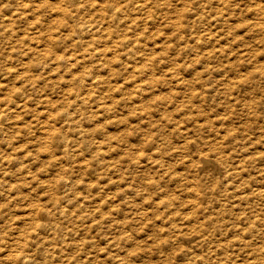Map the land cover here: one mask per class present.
<instances>
[{"label":"rangeland","instance_id":"1","mask_svg":"<svg viewBox=\"0 0 264 264\" xmlns=\"http://www.w3.org/2000/svg\"><path fill=\"white\" fill-rule=\"evenodd\" d=\"M20 1L21 0H19V2H16L20 4L22 2H28L27 4H29L30 7L34 8V10H38L35 11V13L33 12L34 14L32 15L27 14V18H18L17 16H15L16 13H12L10 9H8V6H13V2L15 5V0H0V6L2 9H4L2 10V16H0V40H2L0 41V83L5 84V86H0V91L2 90V92H0V107L2 105L6 107L8 104L10 106L6 108V110L9 112V118L5 120L6 122L4 121L5 124L4 122L0 124V126L2 127H0V130L3 129L2 131H0V176L2 178L5 177L4 179L6 181L3 183L0 182V206L1 202L2 205H5L7 203L5 207L1 206L2 209L0 207V248L3 247L2 249H0V264H70L76 255V253L73 251L74 249H72V242L77 241L80 238H84V234L88 230L85 228H88L89 224L92 223V221H89L91 218L89 217L88 212L91 211L92 213L93 209H95L93 207L95 206L93 205L95 203L92 202V200L93 196H98L93 192H96L97 190L102 188H94L92 186L93 182L95 183L98 179V172L101 171L100 179L106 180L105 177L103 178V176L105 175V171L102 170V165L107 163V160L111 161L113 157L115 159L114 161H116L117 157L120 156V154L122 155L123 153H133V151L141 152L143 154L142 157H144L145 155L147 157L153 155L155 160V167L150 172L148 170V172H146L147 167L142 166V169L139 167L136 170H130L129 172L126 170L113 171V175H115L116 173L120 175V185L125 184L124 182L127 183L130 177L136 173L139 175L140 179H143V183L141 184V186L145 184V188L143 186H140L141 190L144 192L142 195H140L141 197L136 196L134 200L133 198H129L130 202L122 201L121 209L123 210L118 211V213H114V216H116V218H123V220L125 218L124 214L129 215L127 219H129V222H131L128 223L127 219H125L127 221L125 225L127 228L123 224L121 225V227L115 225L116 228L118 226L117 229L115 228V232L119 235H123L125 234V230H127L126 234L130 236L132 235L131 237L133 241L132 243L130 242L128 244L123 242L122 244H126L125 248H128V251H119L120 255L116 254L114 256V259L112 258V260H115V262H111L112 260L110 258L104 264H264V72H254L259 70L257 67L258 65L264 67V65H260L264 64V53H261L264 45L262 42L259 43V41H254L252 37L250 38V41L248 40L249 42L245 41L247 37L242 38V40L237 37V33H239V36L241 34L240 37H243V33L246 34L251 32L250 27L252 24L253 14H251L250 12H246V9L250 5H243L244 8L242 10L241 16H239L235 21L236 25L233 24L235 25L233 29H236H234L236 34H234V31H232L231 35L229 34L227 37L228 40L230 39L228 41L229 43L226 42V39L224 41H221L225 45V47L226 45H228V49L226 50L228 51V55H230V57L233 55L234 57L236 56L239 59L240 56H238L237 54L239 53V51L236 49V47L240 49V45H243L244 43L246 45L248 44L247 46L251 50V55H253V58L250 57L251 55L249 56V58L248 56H244L246 59L240 57L239 60L234 61L235 66L227 68L230 71V73H228L226 77L227 79L232 74L237 75L238 73H240L243 74V76L249 73L253 74L252 79L247 80L248 88H246L242 93L244 97H247V99H252V101L247 103L240 102L239 104L244 103L245 105L242 106L239 104H230L226 102L231 99L233 95L229 94L225 96L224 93L221 92L222 85L219 84V78L223 77L224 72H221L223 71V69H221L220 71V68L224 65L223 63L212 62V66L216 65V68H218V71H220L212 72L206 68L208 64H205L203 66L202 62H199V65V63L195 61V64L192 63L194 65L193 68V65L191 64V62H189V56L187 51H185L186 47H184V31H182L183 29L180 30L179 27L177 28L179 22H177L176 20L179 16V13H177V9H180V11L183 9L182 11H184L187 6V3L185 2L186 0H181V2L179 0H170L172 1L171 3H169L171 9L170 11H168V14L170 15H165L168 18L163 17V15H160L159 17L156 16V18L152 20L150 18L151 24L149 23L147 12L144 13L142 12V10H139L136 11L137 13L135 14V10L132 9V5H125L128 0L119 1L120 6L123 4V8H116L115 6H112L110 4L111 2L108 0H95L94 3H92L94 0H92V2L88 0L90 4L89 2L87 3V0H79V2L83 4L85 9L84 7H82V5L77 9V11L74 9L71 10L70 6L69 8L73 15L80 14L84 15L85 17L88 16L87 18L90 17L91 19L89 24L91 23V25L89 27H92L93 29L91 28V30L87 31V28L86 32L84 33H82V29H76L77 31L75 32V34H72L71 37L67 35L68 32H70L68 25H76L75 21L67 18V15L65 16L66 13L63 14L64 11L62 12L60 8H54V10H52V7L56 5L57 1L59 0H54L56 3L53 0H51V3L50 0H44L45 2L43 0ZM34 2L36 3V5ZM41 2L42 4H39ZM52 2L54 3V5ZM105 2L107 3L105 4ZM11 3L12 5H10ZM84 3H86L87 5H84ZM110 7L114 10H111ZM97 9L99 11H95ZM123 9L125 10V12L123 11ZM127 9L131 10L132 12L128 11ZM51 10L52 12L56 13L55 17H57V20L59 19L58 22L61 23H59L60 25L54 19V24L53 20L52 23L51 21L48 22ZM58 10L61 12H59ZM45 11L46 14H43ZM67 11L68 10L66 9V12ZM78 11H80L81 13ZM87 11H89V13ZM100 11H104L103 14L100 13ZM112 11H114L115 13ZM120 11H122V14ZM144 11L146 10L144 9ZM61 14H63L66 18L61 17L63 16ZM117 14L119 19L121 18L119 21L114 22L113 20H110V18L112 19L113 15V17H115ZM93 15L94 17H91ZM7 16H9V18ZM10 16L12 19L10 18ZM125 16H127L128 18ZM136 16H139V18H135ZM248 17H250L251 20ZM35 18L37 20H40L41 22L43 21L46 24L48 22V24L51 26L54 25L52 26V28L53 30H55L54 32L59 36L63 32V34L61 35L63 36V41H69L67 43L62 42V47L60 48V46H58V52H56L61 53L63 51L58 56L61 57L65 53L69 56L68 57L66 55L68 59L66 58L65 60V58H61L60 60L56 59L55 61H52L51 59H49L50 57L47 54L39 53L37 52L36 48H33L36 46V42H34L36 41V39H31V36L34 34L33 32L35 30H39V27L37 28L34 25L39 24L35 23L33 25V22H30V20L34 21ZM124 18L126 22L123 21ZM140 18L148 19L140 20ZM169 18L172 20L170 21ZM61 19L62 21H60ZM173 20L176 21L172 22ZM8 21H10L11 23H8ZM22 21H27V23H23ZM5 22H7L8 24ZM117 22L122 27L117 26ZM28 23L29 26H27ZM146 24L148 26H146ZM41 25L42 24L40 23V26ZM172 25H174L173 28ZM238 25L239 27H241L239 28ZM13 26L15 28L11 29ZM135 26H138L140 30L136 29ZM143 26H145L144 31L141 28ZM2 27H4L6 30ZM100 28L104 29L101 30ZM134 28L136 32L135 30H133ZM148 28L150 30H148ZM242 29H244L243 32L241 31ZM126 30L129 35L131 34L132 39L133 37L135 38L134 40H132L131 36H129L128 33L125 32ZM245 30L247 32H245ZM13 31L15 33H13ZM104 32H106V34ZM133 32H135L136 34ZM148 33L151 37L149 35L147 36ZM124 34H127V36L129 37L125 36ZM169 34L170 37L168 36ZM121 35H123L122 37H125L126 41L123 40L124 38H120ZM177 35L180 37H178ZM232 35L236 36V38L239 39L237 40L234 38L236 42L234 40H232V42L231 39H233L234 37ZM11 36L13 37L11 38ZM90 36L94 41L96 40V36H98L99 41L101 42H94L92 40H89ZM86 37H88L89 39H87ZM256 37L257 39H260L262 35L260 34ZM1 38L8 41L6 42ZM111 38L114 39V42L113 39L110 40ZM117 38H119V40L116 41ZM127 38L131 40L129 41ZM144 38H146V40ZM106 39L107 41L105 42ZM79 40L80 42H78ZM87 40L89 42L88 44H86ZM153 40H155V42ZM119 41L120 43L118 44ZM164 41L165 43H163ZM14 42L15 44H12ZM75 42L76 44L79 43L77 44L78 46L75 44ZM123 42H127V45ZM253 42L255 43V45ZM90 43H92L93 45ZM150 43L152 45L155 44L154 46L156 47L153 46V49ZM80 44L83 46H81ZM116 44L117 47H115ZM132 44L133 49L132 47H130ZM159 44L161 46H159ZM230 44L232 47L230 46ZM106 45H108V47H106ZM109 45L112 46H110L109 48ZM252 46H254L255 48ZM82 47L83 49L89 50L84 51ZM105 47L107 48V50ZM258 47H260L259 51L255 52L254 50H256ZM117 48L118 50H116ZM81 49L83 50V52L80 51ZM92 49H95V52H97L98 50V53L101 49L105 51L104 54L103 52H101V54L97 53L98 56L95 53L96 57L93 58L94 55H90L92 52H90V50ZM130 49L132 51H130ZM140 49H142L143 51ZM79 51L81 54L83 53L82 56L81 54H79ZM117 51L121 54L119 53L117 55ZM160 51L162 55L160 54ZM56 52L53 53L54 55H52V57L56 56ZM86 52H88L89 54ZM155 52L157 55L154 54ZM234 52L235 54H233ZM25 53L28 55L25 56ZM254 53L255 55L257 54L256 57H254ZM10 54L13 55V57ZM32 54L34 55V57ZM74 54H76V56ZM159 54L161 60L158 57ZM163 54H165L166 57ZM41 56L42 58H40ZM109 56L112 57V59ZM233 56L231 59L234 58ZM20 57H22V60L20 59ZM84 57L86 59L88 58V63H86L87 60ZM107 57L110 58V60ZM119 57L121 61L119 60ZM132 57H134V59ZM24 58L27 60V65L24 62ZM78 58H80L81 61ZM147 58L152 59L148 60ZM75 59L77 60V62H75ZM92 59H94V61ZM107 59L109 62L107 61ZM114 59H116V62ZM131 59L133 60V63ZM157 59L160 62H158ZM44 60H46V63L44 62ZM243 60L248 66L244 62H242ZM47 61L51 66L47 64ZM144 61L146 62V64ZM166 61L167 63H165ZM30 62H32V64ZM35 62L36 65L34 64ZM136 62L138 64H141V67ZM148 62H150V64ZM53 63H56L55 65H58L59 68L61 66V68H57L56 71L49 70L50 67H52ZM66 63H70V67H68ZM188 63L189 65H191L186 66V64ZM18 64H20V66L22 64V66L16 68ZM160 64H162L163 67L160 66ZM250 64L252 65L249 66ZM72 65L80 66L75 67ZM11 67L12 71H10ZM46 67L49 68L47 69ZM137 67L139 68V70L137 69ZM187 67H191L192 69L189 68L188 70ZM15 68L20 70L17 71L15 70ZM93 68L95 69V71H93ZM118 68L120 69L118 70ZM97 69H100V71H98ZM127 69L130 72H128ZM96 70L98 72H96ZM141 70L142 73H146L142 74ZM53 71L64 72L62 77H66L65 79L61 77V80L59 81L56 76L57 74L55 73H46L45 77L43 75L44 78L50 77V79H57L54 83L55 89L53 88L54 85H50V82L47 83L44 78H40L37 83L35 82L34 84L37 85L35 86L33 83L31 84V80L24 79L26 76L23 75L24 72H26L28 76H31L30 73L36 76L39 72ZM70 71L74 74V79L72 80L71 85L77 87V95L79 96L77 98L78 103L74 106V109L77 110L76 113H74L77 117L74 125L76 127L73 128V132H69L70 134L66 132V134L73 136V139L75 138L72 143L73 146H71L72 148L74 147V150L71 147H67L66 145L62 144V142L57 138V136L59 135L54 136V134L50 132V130H47L48 127L49 129H51L52 127H58L59 125H61L60 119H55L56 116H51V114L53 115L58 112L61 113L63 111H67L68 109V104L63 101L62 95L59 96V94L63 91V89L65 90L68 87H66V85L69 84L67 79L69 78V76H71V74L68 73ZM7 72H9L12 76H10L9 73V76H7ZM65 73H67L68 75ZM79 73L83 74L80 75ZM19 75L21 76V78L19 77ZM83 75H85L86 77H84ZM90 75L93 76L91 77ZM79 76L82 77L80 78ZM149 76H153L154 78H148ZM50 79L47 78V80ZM91 79H93L94 81H92ZM152 79L153 81L151 82ZM86 80H88L89 83ZM13 81L16 83H14ZM43 83L45 85L44 88L42 85H40ZM64 83L67 84L65 85ZM226 83H228L231 87L236 85V83L233 81H227ZM17 84L21 87L16 89V87H19ZM10 85L12 86L10 87ZM61 85L63 86L60 89ZM141 86L142 89H140ZM29 87L35 88L30 89ZM56 88H58V91L56 90ZM18 89H21V93L20 95L18 93L17 96L16 90ZM212 89H214L213 94L205 92ZM83 90L86 93L81 92ZM25 91H29L27 92L28 94ZM8 92L10 93V97L12 98L8 96ZM47 93H49L50 95H48ZM28 96H30V98ZM42 96H47L49 98V102L44 103V101L41 100L43 99ZM216 96L218 97V99L215 98ZM5 97L7 99H5ZM15 97H18L19 99ZM4 99L7 102L9 100L10 103L8 102L7 104ZM21 99H26L28 101L32 100V102L27 101V106H24V101H21ZM51 99L52 101H54V103H56V105H53V102L50 101ZM34 100L38 102L36 103ZM33 101L35 104L33 103ZM80 101H82L84 105ZM58 102H60L59 105L57 104ZM79 103L81 104L82 108H80L81 106H79ZM115 104L117 105L114 106ZM60 105L61 107H59ZM63 106L65 108L64 110L62 108ZM31 107L36 108L34 109L35 113L32 111L33 108ZM38 107L39 109L43 110L41 117H38L37 115L39 112ZM57 107L58 111H56ZM21 111L25 114V116L24 114L22 116V113H19ZM19 116L20 118H23L20 119ZM26 116L30 118L29 121L27 120L28 118ZM10 117H12V120ZM16 119L18 120L16 121ZM38 119H42L43 121L40 120L41 122H38ZM48 123L52 125L51 128ZM58 128H55V130ZM204 140H211L209 142H212L213 144L217 141L218 145H220L222 142L221 145L224 148V151L229 154L227 162L222 161V171H213L210 170V167H207L205 170L194 168L189 169L188 166L190 163L193 166L199 163L198 161L201 153H210L212 158H216L215 160H218V157L217 155H215L214 150L211 149L210 144L201 143ZM109 145H112L110 149ZM202 145L205 148H201ZM111 153L115 155H112ZM146 156L145 159H148ZM143 161L146 162L145 160ZM67 168L70 171H67ZM143 169L144 172H142ZM73 171L74 174H72ZM58 180L59 182L57 184ZM192 180H195L196 182L194 181L193 183L198 184L199 187L202 186V190L207 187L205 188L206 192H208L206 196H203L202 198L201 194L195 193L196 190H194L193 188H187V185L189 183V186L193 184ZM144 181L146 182L144 183ZM213 184L215 185V187L213 186ZM121 187H123V185ZM106 189L110 191L108 187ZM88 195L91 196L92 200H90L91 198ZM138 199L141 200V203ZM142 199H144V201H142ZM8 201H10V203ZM136 201L137 203L139 202L138 207ZM123 202L127 204V206ZM142 202H145L146 204H142ZM33 206L37 207L34 208ZM30 208H32L31 211ZM47 209L50 210L48 211ZM127 209L129 212L127 211ZM133 210L136 212L132 213ZM53 213L56 214V217L53 215ZM79 213H81L82 215H80ZM85 213H87L88 216ZM140 213L145 214V216ZM41 214L43 216H41ZM117 214L119 215L117 216ZM76 215L79 216L77 217ZM44 216L46 217L44 219H47L48 221L43 219ZM81 216H83V218H81ZM135 216L141 219L138 220ZM129 217H131L132 219ZM32 219L34 221L36 219V224ZM46 224H48L46 226L47 228L44 226ZM75 225H77V227H75ZM133 225L135 230L132 229ZM138 225L139 228L137 227ZM34 227L36 231H34ZM76 228H80V232L77 234L74 232ZM102 228L104 230L106 229L105 226H103ZM119 228H121V231ZM40 229L42 232H40ZM42 229H44V231ZM78 230L79 229H77V231ZM107 230H109L108 227ZM110 230L112 232L114 229L110 228ZM137 230H140V232H138ZM210 230H217L219 233L217 235H214ZM32 231L35 233L32 234ZM28 232L31 235L28 234ZM111 232L107 231L109 235H111ZM191 233L192 235L190 239L181 238L182 235ZM26 238L28 239V242ZM104 239L105 238L100 239L101 244L105 243L106 239ZM223 241L227 242L228 245L220 246ZM18 242L21 243L17 245ZM133 243H135V245H132ZM6 244L7 246L5 248L4 245ZM130 246L132 247L131 249H129ZM9 249H13L11 250L12 252L10 251L11 261H8L9 259H6V257L4 256V254L7 253ZM15 250H17V252H15ZM27 250L29 252H27ZM113 251L111 249V252ZM21 252L23 253V256L21 255ZM127 253H129L130 255ZM17 255H19L20 258ZM115 258L118 261L120 258L121 263L120 261L119 263H117V260ZM12 261L14 263H12Z\"/></svg>","mask_w":264,"mask_h":264},{"label":"bare ground","instance_id":"2","mask_svg":"<svg viewBox=\"0 0 264 264\" xmlns=\"http://www.w3.org/2000/svg\"><path fill=\"white\" fill-rule=\"evenodd\" d=\"M3 1H5V0H3ZM9 1V0H8ZM19 2V0H15V5H14V2H13V6H8V9H10V11L12 12V13H16V15L15 16H17L18 18H21V17H24V18H27V14H34L35 13V11H37V10H34V8H32V7H30L29 6V4H27L28 2H22V0L20 1V2H22L21 4L20 3H17V2ZM25 1V0H24ZM27 1V0H26ZM44 1V0H43ZM54 1V0H53ZM86 1V0H85ZM102 1H104V0H102ZM107 1V0H106ZM108 1H110L111 3V5L112 6H115L116 8L118 7H122L123 6V4L120 6V2L119 1H121V0H108ZM130 1V2H129ZM180 2H181V0H179ZM182 1H185V0H182ZM12 2V1H11ZM39 2V1H38ZM45 2V1H44ZM55 2V1H54ZM89 1L87 0V3H88ZM90 2H92V0H90ZM90 2H89V4H90ZM95 2V0L92 2V3H94ZM172 1H170V0H128L127 2H126V4L125 5H132V9L133 10H135V14L137 13L136 11H139V10H142V12H147L148 14H147V16H148V18H149V23H150V21L152 20V19H155L156 18V16H160V15H163V17H167V16H165V15H167L168 14V11H170V6H169V3H171ZM186 3H187V6H186V8L184 9V11H180V9H177V13H179V16H178V18L176 19L177 20V22H179V24L177 25V28L179 27L180 28V30L181 29H183L182 31H184V35H183V40H184V47H186V49H185V51H187V53H188V56H189V62H191V64L192 63H194L195 64V61L196 62H202L203 63V66L205 65V64H208L207 65V69L209 70V71H212V72H214V71H218L219 69L218 68H216V65L214 66H212V62H218V63H223L224 65H223V67H221L220 68V71H221V69H223V71H221V72H224L223 73V77H221V78H219V84H221L222 85V90H221V92L222 93H224V95L225 96H227V95H229V94H232L233 95V97L231 98V99H229L228 101H226V102H228V103H230V104H239L240 102H244V103H247V102H251L252 101V99H247V97H244L243 96V92L245 91V89L246 88H248V84H247V80H250V79H252V77H253V74L252 73H249V74H246L245 76H243V74H240V73H238L237 75H230L229 77H228V79L226 78L227 77V75H228V73H230V71L227 69V68H230V67H233V66H235V63H234V61L235 60H239L240 59V57H243V59L245 58L244 56H248V58H249V56L251 55V50L248 48V44L246 45L245 43L242 45L241 44V42H240V49H238V47H236V49L239 51V53H237L238 54V56H240L239 57V59L235 56H233L234 58L233 59H231L232 58V56L230 57V55H228V51L226 50V49H228L227 48V46L228 45H226V47H225V45L221 42L222 40L224 41L225 39L227 40L226 42H228L229 40L227 39V37H228V35L230 34L231 35V33H232V31H234V29H233V27H235V25H236V23H235V21L237 20V18L239 17V16H241V14H242V10H243V5H250L247 9H246V12L248 13V12H250L251 14H253L252 15V24H251V27H250V33H246V34H244L243 33V37H240L241 36V34H240V36H239V33H237L238 34V36L237 37H239L241 40H242V38H246L247 37V39H245V41H250V38L252 37V39L254 40V41H259V43L260 42H262L263 43V45H264V0H186L185 1ZM8 3V2H7ZM6 3V4H7ZM31 3H33V2H31ZM35 3V2H34ZM36 3H37V1H36ZM36 3H35V5H36ZM50 3H51V0H50ZM53 3V2H52ZM56 3V2H55ZM107 2H105V4H106ZM184 3V2H183ZM5 4V5H6ZM39 4H42V2L41 3H39ZM38 4V5H39ZM86 3H84V5H85ZM99 4V3H98ZM104 4V3H103ZM185 4V3H184ZM2 5V4H1ZM10 5H12V3L10 4ZM19 5V6H18ZM53 5H54V3H53ZM82 5V7H84L83 6V4L81 3V2H79V0H59V1H57V3H56V5H54L52 8V10H54V8L56 9H58V8H60L61 10H62V12H63V14L64 13H66L65 14V16L67 15V18H69V19H72V20H74L75 21V24L76 25H73L72 23V25L73 26H70V25H68V28H69V31L70 32H68V34L67 35H69L70 37L72 36V34H75V32L77 31L76 29H78V30H80V29H82V33H84V32H86V29L88 28V30L87 31H89V30H91V28L89 27L90 25H91V23L89 24V22H90V17L89 18H87V17H85L84 15H80V14H78V15H73V13L71 12V10L72 9H74V10H76L77 11V9L80 7ZM87 5V4H86ZM95 5V4H94ZM102 5V4H101ZM40 6V5H39ZM48 6H49V4H48ZM67 6H68V8H67ZM69 6L71 7V10H70V8H69ZM90 6V5H89ZM29 7V8H28ZM38 7V6H37ZM47 7V6H46ZM46 7H45V10H46ZM93 7V6H92ZM99 7V6H98ZM101 7H103V6H101ZM7 8V7H6ZM40 8V7H39ZM87 8V7H86ZM89 8H91V7H89ZM94 8H96V7H94ZM100 8V7H99ZM107 8V7H106ZM123 8V7H122ZM178 8V7H177ZM28 9V10H27ZM59 9V10H60ZM66 9L68 10L67 12H66ZM84 9H85V7H84ZM110 9L112 10L113 8H111L110 7ZM131 9V8H130ZM144 9L146 10V11H144ZM2 10H4V9H2L1 8V6H0V16H2ZM40 10V9H39ZM52 10L50 11V14H49V12H48V14H49V16H50V18H49V21L48 22H50L51 21V23L55 20V21H59V19L57 20V17H55V15H56V13H54V12H52ZM58 10V11H59ZM114 10V9H113ZM128 10V9H127ZM167 10V11H166ZM49 11V10H48ZM85 11V10H84ZM89 11H90V9H89ZM89 11H87L88 13H89ZM95 11H99L98 9L97 10H95ZM94 11V12H95ZM123 11L125 12V10L123 9ZM128 11H131V10H128ZM34 12V13H33ZM59 12H61V11H59ZM78 12H80V11H78ZM82 12H83V10H82ZM104 12V11H103ZM103 12L102 11H100V13H102L103 14ZM109 12V11H108ZM112 12H114V11H112ZM121 12V14H122V11H120ZM127 12V11H126ZM132 12V11H131ZM72 13V14H71ZM81 13V12H80ZM115 13V12H114ZM118 13H119V11H118ZM134 13V12H133ZM43 14H46V11L43 13ZM63 14H61V15H63ZM76 14V13H75ZM83 14H84V12H83ZM124 14V13H123ZM129 14V13H128ZM159 14V15H158ZM174 14H175V12H174ZM6 15V14H5ZM31 15H29V16H31ZM38 15V14H37ZM60 15V16H61ZM105 15V14H104ZM110 15H112V14H110ZM125 15V14H124ZM138 15V14H137ZM145 15V14H144ZM168 15H170V14H168ZM173 15V14H172ZM13 16H14V14H13ZM114 16V15H113ZM112 16V19L110 18V20H113L114 22L115 21H119L120 19H119V17H118V14L115 16V17H113ZM132 16V15H131ZM139 16H140V13H139ZM139 16H136L135 18H139ZM4 17V16H3ZM8 18H9V16H7ZM7 17H6V21H7ZM38 17V16H37ZM44 17V16H43ZM43 17H42V19H43ZM61 17H64V15L63 16H61ZM91 17H94V15L93 16H91ZM125 17H127V16H125ZM142 17V16H141ZM144 17V16H143ZM163 17H161V18H163ZM172 17V16H171ZM10 18H11V16H10ZM29 18V17H28ZM40 18V17H39ZM47 18H48V16H47ZM59 18V17H58ZM64 18H66V17H64ZM87 18V19H86ZM123 18V17H122ZM128 18V17H127ZM130 18V17H129ZM133 18V17H132ZM148 18H140V20H147ZM150 18H151V20H150ZM168 18V17H167ZM166 18V19H167ZM242 18V17H241ZM249 19H250V17H248ZM3 19V18H2ZM12 19V18H11ZM15 19V18H14ZM46 19V18H45ZM54 19V20H53ZM105 19V18H104ZM170 19V18H169ZM175 19V18H174ZM9 20V19H8ZM25 20V19H24ZM34 20V19H33ZM53 20V21H52ZM64 20V19H63ZM67 20V19H66ZM107 20V19H106ZM133 20V19H132ZM172 19H170V21H171ZM176 20H173L172 22H175ZM240 20V19H239ZM248 20V19H247ZM251 20V19H250ZM5 21V20H4ZM29 21V20H28ZM45 21V20H44ZM55 21L53 22V24L55 23ZM60 21H62V19L60 20ZM69 21V20H68ZM92 21V20H91ZM123 21H125L126 22V20H125V18L123 19ZM166 21V20H165ZM23 22V21H22ZM24 22H26L27 23V21H24ZM23 22V23H24ZM30 22H33L32 24L34 25L35 23H38L39 25H34L35 27H39L38 29V31L37 30H35L33 33V35L31 36V39H36V41H34V42H36V46L35 47H33V48H36V50H37V52H39V53H44V54H47L50 58L49 59H51L52 61H55L56 59H58V60H60L61 58H65V60H66V58H67V54H63L61 57H59L58 55L59 54H61V53H57L58 51H57V48H58V46H60V48L62 47V42H66V41H63V36H61L62 34H63V32L61 33V32H59V33H61L60 34V36L57 34V33H55L54 31L55 30H53V28H52V26H54V25H49L48 24V22H47V24L46 23H44L43 21L41 22L40 20H37L36 18H35V20L34 21H32V20H30ZM29 22V23H30ZM64 22V21H63ZM77 22V23H76ZM95 22V21H94ZM122 22V21H121ZM124 22V23H125ZM139 22V21H138ZM148 22V21H147ZM157 22V21H156ZM238 22V21H237ZM5 23H7V22H5ZM8 23H11L10 21H8ZM7 23V24H8ZM29 23L27 24V26H29ZM40 23L42 24L41 26H40ZM50 23V24H51ZM60 22H58V24H59ZM67 23H70V22H67ZM96 23V22H95ZM101 23V22H100ZM108 23H109V21H108ZM129 23V22H128ZM155 23V22H154ZM160 23V22H159ZM162 23V22H161ZM249 23V22H248ZM1 24H3V23H1ZM31 24V23H30ZM61 24V23H60ZM59 24V25H60ZM116 24V23H115ZM115 24H114V26H115ZM139 24V23H138ZM151 24V23H150ZM158 24V23H157ZM157 24H155V25H157ZM233 24H235V25H233ZM238 24V23H237ZM250 24H249V26H250ZM13 25V24H12ZM98 25V24H97ZM104 25V24H103ZM117 26H121L118 22H117V24H116ZM135 25H137V24H135ZM170 25H171V23H170ZM239 25H241V24H239ZM239 25H238V27H239ZM24 26V25H23ZM46 26V27H45ZM55 26H57V25H55ZM67 26V25H66ZM70 26V27H69ZM95 26V25H94ZM93 26V27H94ZM100 26H101V24H100ZM112 26V25H111ZM139 26V25H138ZM137 26V27H138ZM146 26H148L147 24H146ZM242 26H244V25H242ZM248 26V25H247ZM9 27V26H8ZM7 27V28H8ZM21 27V26H20ZM45 27V28H44ZM103 27V26H102ZM104 27H106V26H104ZM110 27V26H109ZM122 27V26H121ZM130 27V26H129ZM136 26H135V28L136 29H139V27L137 28ZM144 27L145 26H143V27H141L142 29H143V31L145 30L144 29ZM152 27V26H151ZM174 27V25H172V28ZM241 27V26H240ZM239 27V28H240ZM3 29H5L4 27H2ZM13 28H15L14 26L11 28V29H13ZM17 28V27H16ZM36 28V29H37ZM64 28V27H63ZM90 28V29H89ZM96 28V27H95ZM98 28V27H97ZM114 28V27H113ZM125 28H126V25H125ZM128 28V27H127ZM135 28L133 29V30H135ZM147 28V27H146ZM150 28V27H149ZM148 28V30H150ZM154 28V27H153ZM237 28V27H236ZM22 29V28H21ZM20 29V30H21ZM23 29H24V27H23ZM22 29V30H23ZM30 29V28H29ZM54 29H56V28H54ZM93 29V28H92ZM101 29V28H100ZM104 29V28H103ZM103 29H101V30H103ZM109 29V28H108ZM116 29V28H115ZM122 29V28H121ZM233 29V30H232ZM238 29V28H237ZM6 30V29H5ZM19 30V29H18ZM32 30V29H31ZM34 30V29H33ZM132 30V31H133ZM140 30V29H139ZM139 30H138V32H139ZM236 30V29H235ZM240 30V29H239ZM243 30L244 29H242L241 31L243 32ZM1 31H2V29H1ZM17 31V30H16ZM29 31V30H28ZM59 31V30H58ZM93 31H95V30H93ZM105 31V30H104ZM117 31V30H116ZM129 31V30H128ZM132 31H131V33H132ZM152 31H153V29H152ZM152 31H151V33H152ZM3 32H5V31H3ZM11 32V31H10ZM18 32V31H17ZM23 32V31H22ZM101 32V31H100ZM111 32V31H110ZM126 33H128L127 32V30L125 31ZM135 32H136V30H135ZM135 32H133V33H135ZM140 32H142V31H140ZM245 32H247L246 30H245ZM2 33V32H1ZM13 33H15L14 31H13ZM24 33H25V31H24ZM23 33V34H24ZM90 33V32H89ZM105 34H106V32H104ZM120 33V32H119ZM119 33H117V34H119ZM144 33V32H143ZM147 33V32H146ZM150 33V32H149ZM149 33L147 34V36L149 35ZM234 34H236V32L234 31L233 32ZM28 34V33H27ZM27 34H25V35H27ZM66 34V33H65ZM92 34H93V32H92ZM99 34V33H98ZM105 34H104V36H105ZM114 34H115V32H114ZM136 34V33H135ZM135 34H133V35H135ZM138 34V33H137ZM139 34H141V33H139ZM145 34V33H144ZM262 35V37L260 38V39H257V35ZM16 35H17V33H16ZM20 35V34H19ZM67 35H66V37H67ZM90 35V34H89ZM96 35H97V33H96ZM100 35V34H99ZM107 35H110V34H107ZM106 35V36H107ZM112 35V34H111ZM125 35V34H124ZM128 35H129V33H128ZM179 35V34H178ZM177 35V36H178ZM1 36V35H0ZM9 36H10V34H9ZM21 36H23V35H21ZM20 36V37H21ZM65 36V35H64ZM81 36V35H80ZM94 36V35H93ZM117 36V35H116ZM123 35H121L120 36V38L122 37ZM125 36H127V34L125 35ZM129 36H131V34L129 35ZM129 36H127V37H129ZM137 36V35H136ZM143 36V35H142ZM141 36V37H142ZM150 36V35H149ZM169 37H170V34L168 35ZM232 36H234V35H232ZM231 36V37H232ZM3 37H4V35H3ZM6 37V36H5ZM13 36H11V38H12ZM26 37V36H25ZM89 37V36H88ZM88 37H86L87 39H89ZM98 36H96V40L94 41L93 39H91V36H90V39L89 40H92V41H94V42H101V41H99V37L97 38ZM138 37H139V35H138ZM144 37H146V36H144ZM151 37V36H150ZM178 37H180V36H178ZM254 37V38H253ZM18 38H19V36H18ZM83 38V37H82ZM122 38H124L123 40H125L126 41V39H125V37H122ZM146 38H148V37H146ZM146 38H144L145 40H146ZM234 38L235 39H237L236 38V36H234L233 37V39H231V41L232 40H234ZM238 38V39H239ZM1 39H3V38H1ZM73 39H74V36H73ZM79 39V38H78ZM77 39V40H78ZM98 39V40H97ZM105 39V38H104ZM113 38H111L110 40H112ZM128 39V38H127ZM131 39H132V36H131ZM131 39H128L129 41L131 40ZM135 38L133 37V39L132 40H134ZM237 39V40H238ZM251 39V40H252ZM4 41H6L5 39H3ZM117 40H119V38H117L116 39V41ZM136 40H137V38H136ZM135 40V41H136ZM150 40V39H149ZM166 40V39H165ZM0 41H2V40H0ZM8 41V40H7ZM6 41V42H7ZM12 41V40H11ZM26 41H28V40H26ZM69 40H67V42H68ZM107 41V39L105 40V42ZM140 41V40H139ZM148 41V40H147ZM154 42H155V40H153ZM235 41V40H234ZM248 41V42H249ZM22 42V41H21ZM24 42V41H23ZM66 42V43H67ZM78 42H80V40L78 41ZM83 42V41H82ZM81 42V43H82ZM93 42V43H94ZM113 42H114V39H113ZM122 42V41H121ZM157 42V41H156ZM222 44H221V43ZM233 42V41H232ZM236 42V41H235ZM234 42V43H235ZM238 42V41H237ZM247 42V43H248ZM4 43V42H3ZM19 43H20V41H19ZM84 43V42H83ZM89 42H88V40H87V43L86 44H88ZM111 43H112V41H111ZM120 43V41L118 42V44ZM124 43V42H123ZM127 43V42H126ZM126 43H124V44H126ZM139 43V42H138ZM145 43V42H144ZM159 43V42H158ZM162 43V42H161ZM163 43H165V41L163 42ZM162 43V44H163ZM229 43V42H228ZM231 43V42H230ZM233 43V44H234ZM254 43V42H253ZM12 44H15V42L14 43H12ZM11 44V45H12ZM64 44V43H63ZM75 44H76V42H75ZM77 44H79V43H77ZM76 44V45H77ZM85 44V45H86ZM90 44H92V43H90ZM101 44V43H100ZM99 44V45H100ZM105 44V43H104ZM108 44V43H107ZM109 44H110V42H109ZM124 44H122V45H124ZM151 44V43H150ZM149 44V45H150ZM169 44V43H168ZM252 44V43H251ZM67 45V44H66ZM72 45V44H71ZM81 45V44H80ZM93 45V44H92ZM103 45V44H102ZM115 45V44H114ZM127 45V44H126ZM130 45V44H129ZM146 45V44H145ZM152 45V44H151ZM155 44H153L152 45V47L154 46ZM171 45V44H170ZM254 45H255V43H254ZM28 46H30V45H28ZM78 46V45H77ZM81 46H83V45H81ZM80 46V47H81ZM110 46H112V45H109V48H110ZM119 46V45H118ZM121 46V45H120ZM144 46V45H143ZM159 46H161L160 44H159ZM165 46H166V44H165ZM167 46H169V45H167ZM230 46H231V44H230ZM229 46V47H230ZM256 46H258V45H256ZM92 47V46H91ZM106 47H108V45H106ZM105 47V48H106ZM115 47H117V44H116V46ZM130 47H132V49H133V44L130 46ZM150 47V46H149ZM148 47V48H149ZM154 47H156V46H154ZM154 47H153V49H154ZM232 47V46H231ZM249 47H250V45H249ZM252 47H254V46H252ZM251 47V48H252ZM264 47V46H263ZM14 48V47H13ZM18 48V47H17ZM64 48V47H63ZM66 48V47H65ZM79 48V47H78ZM85 48V47H84ZM88 48V47H87ZM101 48V47H100ZM105 48H103V49H105ZM114 48V47H113ZM113 48H111V49H113ZM147 48V47H146ZM161 48H164V47H161ZM234 48V47H233ZM232 48V49H233ZM255 48V47H254ZM259 48L260 47H258L256 50H254L255 52L256 51H259ZM262 48V47H261ZM8 49H9V47H8ZM12 49V48H11ZM20 49V48H19ZM72 49V48H71ZM80 49V48H79ZM82 49H83V47H82ZM80 50L81 52H83V50L84 51H88L89 49H83V50ZM95 49H96V47H95ZM94 49V50H95ZM120 49V48H119ZM129 49V48H128ZM135 49V48H134ZM138 49V48H137ZM25 50V49H24ZM75 50V49H74ZM93 49L92 50H90V52H91V54L90 55H94V57L93 58H95L96 56H95V53L97 54L98 53V50H97V52H95ZM106 50H107V48H106ZM115 50V49H114ZM116 50H118V48L116 49ZM140 50H142V49H140ZM156 50V49H155ZM158 50V49H157ZM161 50H163V49H161ZM167 50H168V47H167ZM8 51V50H7ZM34 51V50H33ZM57 51V52H56ZM68 51V50H67ZM72 51V50H71ZM76 51V50H75ZM78 51V50H77ZM80 51H79V54H81L80 53ZM100 52V54H101V52H103V54H104V51L101 49V50H99ZM123 51H125V50H123ZM130 51H132L131 49H130ZM130 51H129V53H130ZM143 51V50H142ZM146 51V50H145ZM144 51V52H145ZM150 51V50H149ZM165 51H166V49H165ZM2 52V51H1ZM22 52V51H21ZM26 52V51H25ZM35 52V51H34ZM54 52H56V56L55 57H52V55H54L53 53ZM115 52V51H114ZM118 52V51H117ZM140 52V51H139ZM233 52V51H232ZM236 52V51H235ZM235 52L233 53V54H235ZM23 53V52H22ZM30 53H32V52H30ZM76 53V52H75ZM78 53V52H77ZM86 53H88V52H86ZM98 53V54H99ZM106 53V52H105ZM120 52H118L117 53V55L119 54ZM133 53V52H132ZM142 53V52H141ZM153 53V52H152ZM162 53H165V52H162ZM259 53V52H258ZM261 53H264V48H262V52ZM12 54H14V53H12ZM34 54H37V53H34ZM71 54V53H70ZM69 54V55H70ZM78 54V55H79ZM83 54V53H82ZM82 54H81V56H82ZM85 54V53H84ZM89 54V53H88ZM98 54H97V56H98ZM108 54V53H107ZM116 54V53H115ZM121 54V53H120ZM139 54V53H138ZM143 54V53H142ZM146 54H147V52H146ZM148 54H149V52H148ZM151 54V53H150ZM155 55H157L156 54V52L154 53ZM154 54H153V57H154ZM160 54H161V51H160ZM160 54L158 55V57L160 58V60H161V57H160ZM6 55H8V54H6ZM11 55V54H10ZM17 55V54H16ZM24 55V54H23ZM26 55H28V54H26L25 53V56ZM33 55V54H32ZM67 55V56H66ZM72 55V54H71ZM75 56H76V54H74ZM106 55V54H105ZM112 55V54H111ZM136 55V54H135ZM140 55V54H139ZM162 55V54H161ZM163 55H165V54H163ZM261 55V54H260ZM259 55V56H260ZM264 55V54H263ZM12 57H13V55H11ZM84 56V55H83ZM107 56V55H106ZM113 56V55H112ZM134 56V55H133ZM148 56V55H147ZM147 56H145V57H147ZM257 56V54L255 55V53H254V57H256ZM258 56V57H259ZM15 57V56H14ZM33 57H34V55H33ZM45 57H47V56H45ZM44 57V58H45ZM69 57V56H68ZM72 57V56H71ZM86 57V56H85ZM84 57V58H85ZM110 57V56H109ZM114 58H116L115 56H113ZM131 57V56H130ZM157 57V56H156ZM165 57H166V55H165ZM250 57H252L253 58V55H251ZM22 57H20V59H21ZM40 58H42V56L40 57ZM82 58V57H81ZM108 58V57H107ZM111 59H112V57H110ZM110 58H108L109 60H110ZM123 58V57H122ZM128 58V57H127ZM133 59H134V57H132ZM141 58V57H140ZM142 58H144V57H142ZM158 58V59H159ZM68 59V58H67ZM80 61H81V59L80 58H78ZM86 59V58H85ZM84 59V60H85ZM88 59V58H87ZM86 59V60H87ZM99 59H100V57H99ZM102 59V58H101ZM104 59H106V58H104ZM108 59H107V61H108ZM117 59V58H116ZM116 59H114L115 60V62H116ZM136 59V58H135ZM148 59V58H147ZM152 59V58H151ZM151 59H148V60H151ZM157 59V60H158ZM246 59V58H245ZM257 59H259V58H257ZM256 59V60H257ZM22 60V59H21ZM31 60V59H30ZM63 60V59H62ZM71 60V59H70ZM76 60V59H75ZM93 61H94V59H92ZM113 60V61H114ZM118 60V59H117ZM119 60L121 61V59H120V57H119ZM123 60H125V59H123ZM132 60V59H131ZM138 60V59H137ZM145 60V59H144ZM155 60V59H154ZM165 60V59H164ZM167 60V59H166ZM171 60V59H170ZM241 60H242V58H241ZM240 60V61H241ZM250 60V59H249ZM253 60V59H252ZM26 59L24 58V62H25V64H26ZM31 61H33V60H31ZM40 61H41V59H40ZM46 60H44V62H45ZM73 61V60H72ZM112 61V60H111ZM110 61V62H111ZM129 61H130V59H129ZM140 61V60H139ZM163 61V60H162ZM161 61V62H162ZM247 61H248V59H247ZM259 61V60H258ZM258 61H256V62H258ZM264 61V60H263ZM21 62V61H20ZM34 62V61H33ZM75 62H77V60L75 61ZM89 62V60H87V62L86 63H88ZM98 62V61H97ZM96 62V63H97ZM105 62H106V60H105ZM109 62V61H108ZM115 62H113V63H115ZM145 62V61H144ZM158 62H160L159 60H158ZM242 62H244L245 63V61L243 60ZM253 62V61H252ZM31 64H32V62H30ZM41 63V62H40ZM39 63V64H40ZM46 63V62H45ZM126 63V62H125ZM124 63V64H125ZM128 63V62H127ZM132 63H133V60H132ZM131 63V64H132ZM137 63V62H136ZM141 63V62H140ZM149 64H150V62H148ZM165 63H167V61L165 62ZM243 63V64H244ZM248 63H249V61H248ZM251 63V62H250ZM264 63V62H263ZM35 65H36V62L34 63ZM47 64H49V62L47 61ZM46 64V65H47ZM56 63H53L52 64V67H50V69L49 70H55L56 71V69L57 68H59V66L58 65H55ZM70 64V63H69ZM69 64H67L66 63V65H68V67H70L69 66ZM73 64H75V63H73ZM101 64V63H100ZM122 64V63H121ZM138 64V63H137ZM137 64H135V65H137ZM145 64H146V62H145ZM144 64V65H145ZM171 64V63H170ZM190 64V65H191ZM246 64V63H245ZM244 64V65H245ZM16 65V64H15ZM14 65V66H15ZM19 65V66H18ZM17 66H16V68H19V67H21L22 66V64H21V66H20V64H18ZM27 65V64H26ZM28 65H29V61H28ZM45 65V66H46ZM61 65V64H60ZM63 65V64H62ZM95 65H97V64H95ZM94 65V66H95ZM107 65V64H106ZM105 65V66H106ZM138 65H140V67H141V64H138ZM163 65H166V64H163ZM187 65H189V63L188 64H186V66ZM189 65V66H190ZM193 65V64H192ZM199 65H200V63H199ZM243 65V66H244ZM247 65V64H246ZM245 65V66H246ZM252 64H250L249 66H251ZM258 65V64H257ZM257 65H255V66H257ZM260 65H264V64H260ZM39 66H41V65H39ZM45 66H44V68H45ZM72 66H75V67H77V66H80V65H72ZM91 66V65H90ZM104 66V65H103ZM102 66V67H103ZM110 66V65H109ZM108 66V67H109ZM115 66V65H114ZM127 66V65H126ZM160 66H162V64H160ZM248 66V65H247ZM246 66V67H247ZM10 67V66H9ZM49 67H46L47 69L49 68ZM82 67V66H81ZM98 67V66H97ZM111 67V66H110ZM117 67H119V66H117ZM147 67V66H146ZM163 67V66H162ZM197 67H198V64H197ZM258 67V71H254V72H264V67L262 66H257ZM14 68V67H13ZM15 68V70H17V71H19L18 69H16ZM27 68V67H26ZM33 68V67H32ZM60 68H61V66H60ZM59 68V69H60ZM83 68V67H82ZM94 68H96V67H94ZM93 68V69H94ZM105 68V67H104ZM115 68V67H114ZM126 68V67H125ZM127 68H129V67H127ZM142 68H143V65H142ZM144 68H145V66H144ZM148 68H149V66H148ZM150 68H151V66H150ZM188 68V67H187ZM189 68H191V67H189ZM189 68H188V70H189ZM193 68H194V65H193ZM196 68V67H195ZM245 68V67H244ZM29 69V68H28ZM27 69V70H28ZM39 69H40V67H39ZM43 69V68H42ZM64 69V68H63ZM62 69V70H63ZM66 69H68V68H66ZM72 69V68H71ZM88 69H90V68H88ZM92 69V68H91ZM107 69V68H106ZM117 69V68H116ZM120 68H118V70H119ZM137 69L139 70V68L137 67ZM192 69V68H191ZM190 69V70H191ZM256 69V68H255ZM6 70H9V69H6ZM27 70H26V72H27ZM98 71H100V69H97ZM96 70V72H98ZM112 70H113V68H112ZM128 70V69H127ZM144 70V69H143ZM148 70V69H147ZM151 70V69H150ZM195 70H198V69H195ZM10 71H12V67H11V70ZM24 71H25V68H24ZM38 71V70H37ZM43 71V70H42ZM67 71V70H66ZM75 71V70H74ZM82 71V70H81ZM85 71V70H84ZM91 71V70H90ZM93 71H95V69L93 70ZM92 71V72H93ZM107 71V70H106ZM133 71V70H132ZM149 71V70H148ZM208 71V72H209ZM220 71H218V72H220ZM227 71V72H226ZM229 71V72H228ZM15 72V71H14ZM13 72V73H14ZM22 72V71H21ZM26 72H24V76H26L24 79H28V80H31L32 82H31V84L33 83H37V81H39V79L40 78H44L46 75V73H55V74H57L56 76H57V79H59V81L61 80V77L63 76V73L64 72H61V71H59V72H39V73H37V75L35 76L34 74H32V73H30L31 74V76H28L27 75V73ZM78 72V71H77ZM115 72H117V71H115ZM128 72H130L129 70H128ZM134 72H136V71H134ZM151 72H153V71H151ZM190 72V71H189ZM8 73L9 72H7V76H9L10 75V73H9V75H8ZM12 73V74H13ZM26 73V74H25ZM28 73H29V71H28ZM35 73V72H34ZM68 73H70L71 74V76H69V78L67 79L68 80V85H66L65 83V85H66V89L64 90L63 89V91L59 94V96H61L62 95V97H63V101H65V103H67L68 104V109H67V111H63V112H61V113H55L54 111V113L55 114H51V116H56V118L55 119H60V124L61 125H59L58 127H52L51 128V126L52 125H50L49 123V125H50V128L51 129H49V127H48V125H47V127H48V131L50 130V132H52L53 134H54V136H56V135H59V136H57V138L62 142V144H64V145H66L67 147H71V146H73V140L75 139H73L72 137L73 136H70L69 134V132H73L74 131V127H76V126H74L75 125V121H76V116H75V114L74 113H76V111L77 110H75L74 109V106L78 103V95H77V91L78 90H76V88L77 87H75V86H72L71 84V82H72V80L74 79V74H73V72H68ZM88 73H89V71H88ZM140 73V72H139ZM141 73H142V70H141ZM140 73V74H141ZM144 73V72H143ZM142 73V74H143ZM146 73V72H145ZM144 73V74H145ZM5 74V73H4ZM18 74H19V72H18ZM48 74V75H49ZM65 74H67V73H65ZM80 74V73H79ZM81 74H83V73H81ZM80 74V75H81ZM84 74H86V73H84ZM6 75V74H5ZM22 75V74H21ZM43 75H44V77H43ZM68 75V74H67ZM10 76H12V75H10ZM84 77H86L85 75H83ZM91 76V75H90ZM93 76V75H92ZM91 76V77H92ZM140 76H142V75H140ZM3 77H5V76H3ZM16 77H18V76H16ZM19 77L21 78V76L19 75ZM80 77V76H79ZM82 77V76H81ZM80 77V78H81ZM151 77H153V76H149L148 78H151ZM7 78V77H6ZM11 78V77H10ZM47 78H49L50 79V77H46V78H44V80H46V82L47 83H49L50 85H54V83L56 82V80L57 79H50V80H47ZM62 78H64V77H62ZM66 78V77H65ZM64 78V79H65ZM77 78V77H76ZM79 78V79H80ZM154 78V77H153ZM89 79V78H88ZM142 79H144V78H142ZM227 79V80H226ZM2 80V79H1ZM7 80V79H6ZM13 80V79H12ZM15 80V79H14ZM67 80H64V81H67ZM81 80V79H80ZM85 80V79H84ZM83 80V81H84ZM92 81H94L93 79H91ZM141 80V79H140ZM155 80V79H154ZM157 80V79H156ZM41 81H42V79H41ZM63 81V82H64ZM75 81V80H74ZM74 81H73V83H74ZM82 81V82H83ZM86 81H88V80H86ZM145 81H146V79H145ZM153 81V79L151 80V82ZM227 81H233V82H235L236 83V85L235 86H233V87H231L228 83H226ZM11 82V81H10ZM14 82V81H13ZM76 82V81H75ZM80 82V81H79ZM96 82V81H95ZM150 82V83H151ZM14 83H16V82H14ZM13 83V84H14ZM22 83V82H21ZM24 83V82H23ZM27 83V82H26ZM88 83H89V81H88ZM87 83V84H88ZM10 84V83H9ZM29 84H30V82H29ZM29 84H26V85H29ZM31 84H30V86H31ZM63 84V83H62ZM90 84H92V83H90ZM141 84V83H140ZM15 85V84H14ZM13 85V86H14ZM18 85V84H17ZM35 85V84H34ZM40 85H42L43 86V88H44V83L43 84H40ZM74 85V84H73ZM79 85V84H78ZM0 86L2 87V86H5V84L4 83H0ZM9 86V85H8ZM12 85H10V87H11ZM19 87H16V89L17 88H20L21 86L20 85H18ZM33 86V85H32ZM35 86H37V85H35ZM63 85H61L60 86V89H61V87H62ZM7 87V86H6ZM47 87V86H46ZM49 87V86H48ZM55 87V85L53 86V88ZM82 87H84V86H82ZM30 88V87H29ZM32 88H35V87H32ZM32 88H30V89H32ZM43 88H40V89H43ZM88 88H89V86H88ZM38 89H39V87H38ZM55 89V88H54ZM58 88H56V90H57ZM79 89V88H78ZM80 89H81V87H80ZM84 89V88H83ZM140 89H142V86H141V88ZM11 90H13V89H11ZM21 89H18V90H16V95L18 96V93H19V95H20V93H21V91H20ZM23 90V89H22ZM52 90V89H51ZM38 91V90H37ZM58 91V90H57ZM61 91V90H60ZM213 91H214V89H212V90H207V91H205V92H209V93H212L213 94ZM0 92H2V90L0 91ZM14 92V91H13ZM12 92V93H13ZM26 92V91H25ZM27 92H29V91H27ZM26 92V93H27ZM33 92V91H32ZM46 92V91H45ZM81 92H85L84 90L83 91H81ZM228 92V93H227ZM9 93V92H8ZM49 93H52V92H49ZM49 93H47L48 95H50ZM86 93V92H85ZM1 94V93H0ZM24 94V93H23ZM28 94V93H27ZM30 94V93H29ZM32 94V93H31ZM57 94V93H56ZM55 94V95H56ZM84 94V93H83ZM217 94H219V93H217ZM3 95H5V94H3ZM35 95V94H34ZM87 95V94H86ZM9 97H10V93H9V95H8ZM12 96V95H11ZM24 96V95H23ZM25 96H26V94H25ZM38 96V95H37ZM58 96V95H57ZM58 96V97H59ZM1 97V96H0ZM14 97V96H13ZM20 97V96H19ZM29 98H30V96H28ZM43 97V99H41L42 101H44V103H48L49 102V98L47 97V96H42ZM53 97H54V95H53ZM61 97V98H62ZM81 97H83V96H81ZM87 97V96H86ZM113 97V96H112ZM117 97V96H116ZM10 98H12V97H10ZM15 98H18V97H15ZM36 98V97H35ZM215 98H217L218 99V97L216 96ZM5 99H7L6 97H5ZM5 99H4V101H5ZM19 99V98H18ZM28 99V98H27ZM33 99H34V96H33ZM82 99V98H81ZM80 99V100H81ZM111 99H113V98H111ZM16 100V99H15ZM15 100H13V101H15ZM37 100H38V98H37ZM85 100V99H84ZM17 101V100H16ZM21 101H24L23 102V104H24V106H27L26 105V102L28 101V100H26V99H21ZM20 101V102H21ZM29 101H31L32 102V100H29ZM28 101V102H29ZM35 101V100H34ZM34 101H33V103H34ZM50 101H52V99L50 100ZM87 101V100H86ZM2 102V101H1ZM5 102H7V101H5ZM8 102L10 103V101L8 100ZM8 102H7V104H8ZM36 102V101H35ZM38 102V101H37ZM36 102V103H37ZM53 102V105L55 104L56 105V103H54V101H52ZM52 102H50V103H52ZM80 102H82V101H80ZM110 102H112V101H110ZM59 103L60 102H58L57 104L59 105ZM62 103V102H61ZM65 103H63V104H65ZM83 103V102H82ZM86 103V102H85ZM244 103H241V104H239V105H242V106H245L244 105ZM12 104V103H11ZM16 104V103H15ZM35 104V103H34ZM42 104V103H41ZM62 104V105H63ZM66 104V105H67ZM80 104V103H79ZM112 104V103H111ZM114 104V103H113ZM119 104V103H118ZM21 105V104H20ZM43 105H45V104H43ZM51 105V104H50ZM66 105H64V106H66ZM83 105H84V103H83ZM100 105V104H99ZM117 104H115L114 106H116ZM9 106V104L6 106V107H4L3 105L0 107V124H2L7 118H9L8 117V115H9V112L6 110V108ZM15 106H17V105H15ZM19 106V105H18ZM64 106L62 107L63 108V110L65 109L64 108ZM79 106H81V104L79 105ZM113 106V107H114ZM10 107V106H9ZM34 107H36V106H34ZM59 107H61V105L59 106ZM77 107V106H76ZM16 108V107H15ZM31 108H33V107H31ZM41 108V107H40ZM47 108V107H46ZM55 108H56V106H55ZM54 108V109H55ZM73 108V109H72ZM80 108H82V106L80 107ZM79 108V109H80ZM112 108V107H111ZM23 109V108H22ZM34 109H36V108H33V112H34ZM38 109H39V107H38ZM48 109V108H47ZM110 109V108H109ZM21 110V109H20ZM49 111H51V110H49ZM56 111H58V107H57V110ZM37 112V111H36ZM42 112H43V110L42 109H39V112H38V117L40 116L41 117V115H42ZM46 112V111H45ZM15 113V112H14ZM17 113V112H16ZM19 113H22V111L21 112H19ZM30 113V112H29ZM35 113V112H34ZM33 113V114H34ZM23 114L24 113H22V116H23ZM45 114V113H44ZM58 114H59V116H58ZM11 115V114H10ZM18 115H21V114H18ZM32 115V114H31ZM35 115V114H34ZM47 115H48V113H47ZM13 116V115H12ZM16 116H17V114H16ZM24 116H25V114H24ZM14 117V116H13ZM27 118H28V116H26ZM11 118V120H12V117H10ZM19 118H20V116H19ZM18 118V119H19ZM21 118H23V117H21ZM20 118V119H21ZM33 118V117H32ZM31 118V119H32ZM45 118V117H44ZM48 118V117H47ZM18 119H16V121L18 120ZM29 119L30 118H28L27 120L29 121ZM259 119V118H258ZM15 120V119H14ZM35 120V119H34ZM39 120V119H38ZM37 120V121H38ZM41 121H43L42 119H40ZM38 121V122H41V121ZM9 121V120H8ZM23 121H24V119H23ZM26 121V120H25ZM36 121V122H37ZM47 121V120H46ZM52 121V120H51ZM6 122V121H5ZM5 122H4V124H5ZM45 122V121H44ZM54 122V121H53ZM18 123V122H17ZM16 123V124H17ZM20 123V122H19ZM22 123V122H21ZM32 123V122H31ZM55 123V122H54ZM3 124V125H4ZM15 124V125H16ZM38 124V123H37ZM43 124V123H42ZM58 124V123H57ZM10 125V124H9ZM13 125V124H12ZM5 126V125H4ZM8 126V125H7ZM14 126V125H13ZM1 127V126H0ZM16 127V126H15ZM263 127V126H262ZM2 128V127H1ZM0 128V129H1ZM7 128V127H6ZM10 128V127H9ZM55 128H58V129H56L55 130ZM90 129V128H89ZM3 130V129H2ZM2 130H0V131H2ZM4 131H6V130H4ZM9 131H11V130H9ZM8 131V132H9ZM75 131H77V130H75ZM87 131H88V129H87ZM86 131V132H87ZM66 132H68L69 134H66ZM72 134H75V133H72ZM53 136V135H52ZM212 140V139H211ZM211 140H204L203 142H201V143H203V144H210V146H211V149L212 150H214V153H215V155H217V157H218V160L219 161H221V162H219L218 160H215L214 158H212L211 157V154L210 153H201V155H200V158H199V163L198 164H196V165H191V163L189 164V169L191 168H194V169H201V170H205L207 167H210V170H223V166H222V164H223V162H227V160H228V157H229V154L228 153H226L225 151H224V148L222 147V142H221V144L220 145H218V143H217V141H216V143L214 142V144L211 142H209V141H211ZM109 142H110V140H109ZM101 143V142H100ZM112 143V142H111ZM220 143V142H219ZM110 146V145H109ZM112 146V145H111ZM111 146L109 147V149L111 148ZM206 146V145H205ZM0 147H1V145H0ZM203 147V145L201 146V148ZM72 148V147H71ZM74 148V147H73ZM72 148V149H73ZM203 148H205V147H203ZM118 149V148H117ZM74 150V149H73ZM108 151V150H107ZM124 151V150H123ZM126 151V150H125ZM109 152V151H108ZM110 153V152H109ZM113 153V152H112ZM111 153V154H112ZM124 154V153H123ZM121 155L120 154V156H118L117 157V159H116V161H114L115 159H114V157L111 159V161L110 160H107V163H105L104 165H102V170H104L105 171V175L103 176V178L105 177L106 178V180H102V179H100V175H101V171H99L98 172V179L96 180V182L94 183L93 182V187L95 188H99V187H102L101 189H99V190H97L96 192H93L94 194H96V195H98V196H93V200H92V198H91V196H89L90 198V200H92V202H94L95 204H93V205H95V206H93L95 209H93V212L91 213V211H89L88 212V215H89V217L91 218L89 221H92V223H90L89 224V226H88V228H85V229H88L86 232H85V237L84 238H80V239H78L77 241H74V242H72L73 244V247H72V249H74L73 251L76 253V255H75V257H74V255H73V257H74V259L72 260V262L70 263V264H104V263H106L107 261H108V259H110L111 258V260H112V258L114 259V256L116 255V254H119L120 255V252L119 251H122V252H125L124 250H126V251H128L125 247V245L126 244H128V243H132V235L130 236V235H127L126 234V232H127V230H125V234H123V235H119V234H117L116 232H115V228H116V226L115 225H118V226H120L121 227V225L123 224L124 226L126 225V222L128 221V223H130L129 222V219H127V217L129 216V215H125L124 214V220H123V218H116V216H114V213H118V211H121V210H123V209H121V203H122V201H126V202H128L130 199L129 198H133V200H134V198L137 196V197H141L140 195H142L144 192L141 190V188H140V186H141V184L143 183V179H140L139 178V175L138 174H133L131 177H130V179L128 180V182L126 183V182H124L125 184H122L123 185V187H121L122 185H120L119 184V181L121 180V177H120V175L118 174V173H116L115 175H113L112 173H113V171L114 170H126V171H130V170H136L137 168H141L142 169V167H147V169H146V172H150V171H152V169L155 167V160H154V156L153 155H150V157H147L146 155V157L148 158V159H145V156L144 157H142V153L141 152H138V151H133V153H128V154H124V155ZM153 154V153H152ZM112 155H115V154H112ZM109 156H110V154H109ZM108 156V157H109ZM107 158V157H106ZM116 158V157H115ZM143 160H145L146 162H144ZM186 161V160H185ZM223 161V162H222ZM189 162V161H188ZM187 163V162H186ZM185 164V163H184ZM188 164V163H187ZM142 166V167H141ZM73 167V166H72ZM65 169H66V167H65ZM73 169V168H72ZM69 169L67 168V171H68ZM70 170H71V166H70ZM69 170V171H70ZM74 170V169H73ZM100 170V169H99ZM148 170V171H147ZM213 171H211V172H213ZM137 172H139V171H137ZM142 172H144V169L142 170ZM72 174H74V171L72 172ZM145 174V173H144ZM95 175V174H94ZM3 176V175H2ZM12 176H13V174H12ZM97 176V175H96ZM144 176V175H143ZM142 176V177H143ZM1 177V176H0ZM141 177V176H140ZM5 178V177H4ZM4 178H0V182H6L5 181V179ZM102 178V177H101ZM145 178V177H144ZM69 179V178H68ZM60 180V179H59ZM59 180L57 181V184H58V182H59ZM195 181V180H194ZM193 180H192V183L194 182ZM146 181H144V183H145ZM196 182V181H195ZM199 182V181H198ZM5 184V183H4ZM147 184V183H146ZM190 184V183H189ZM189 184L187 185L188 187L187 188H193L194 190H196V192L195 193H199V194H201V197L203 198V196H206V194L208 193V192H206V190H205V188H207V187H205L203 190L201 189V187L202 186H200L199 187V185L198 184H195V183H193L192 185H190L189 186ZM203 184V183H202ZM3 185V184H2ZM7 185V184H6ZM91 185V184H90ZM120 185V186H119ZM145 185V184H144ZM144 185H142L143 187H144ZM1 186V185H0ZM91 186V187H92ZM116 186H118V187H116ZM141 186V187H142ZM213 186L215 187V185L213 184ZM108 187V189H110V191H108L106 188ZM10 188V187H9ZM145 188V187H144ZM90 189V188H89ZM144 190V189H143ZM210 190V189H209ZM192 191V190H191ZM210 192H212V191H210ZM5 193V192H4ZM8 193V192H7ZM6 193V194H7ZM105 193V194H104ZM194 193V192H193ZM1 194V193H0ZM7 196V195H6ZM8 197V196H7ZM87 197V196H86ZM98 197V198H97ZM145 197V196H144ZM144 197H142V198H144ZM81 199H82V197H81ZM5 200H6V198H5ZM139 200V199H138ZM80 201V200H79ZM140 201V203H141V200H139ZM142 201H144V199H142ZM9 203H10V201H8ZM130 202V201H129ZM8 203V204H9ZM79 203V202H78ZM124 203V202H123ZM136 203H137V201H136ZM139 203V202H138ZM138 203H137V207L139 206L138 205ZM145 203V202H144ZM143 202H142V204H144ZM7 204V203H6ZM5 204V205H6ZM92 204V203H91ZM90 204V205H91ZM125 204V203H124ZM146 204V203H145ZM5 205L3 204L2 205V202H1V206H4L5 207ZM126 206H127V204H125ZM0 206V207H1ZM136 206V205H135ZM142 206V205H141ZM34 207V206H33ZM37 206H35L34 208H36ZM123 207V206H122ZM144 207V206H143ZM7 208V207H6ZM124 208V207H123ZM134 208V207H133ZM1 209H2V207H1ZM31 209L32 208H30V211H31ZM82 209V208H81ZM39 210V209H38ZM48 210V209H47ZM50 210V209H49ZM48 210V211H49ZM58 210V209H57ZM88 210V209H87ZM90 210H92V209H90ZM139 210V209H138ZM4 211V210H3ZM34 211V210H33ZM42 211H45V210H42ZM53 211V210H52ZM51 211V212H52ZM58 211H60V210H58ZM83 211V210H82ZM127 211H128V209H127ZM127 211H125V212H127ZM131 211V210H130ZM136 211H137V209H136ZM136 211H132V213L134 212H136ZM61 212V211H60ZM123 212V211H122ZM129 212V211H128ZM139 212V211H138ZM142 212V211H141ZM7 213V212H6ZM33 213V212H32ZM36 213V212H35ZM124 213V212H123ZM144 213H146V212H144ZM59 214V213H58ZM80 215H82L81 213H79ZM86 215H87V213H85ZM85 214H83V215H85ZM127 214V213H126ZM138 214V213H137ZM140 214H143V213H140ZM139 214V215H140ZM1 215H2V212H1ZM52 215V214H51ZM53 215L55 216L56 214H54L53 213ZM63 215V214H62ZM87 215V216H88ZM116 215V214H115ZM119 214H117V216H118ZM144 216H145V214H143ZM143 215H141V216H143ZM41 216H43L42 214H41ZM77 216V215H76ZM79 216V215H78ZM77 216V217H78ZM120 216H122V215H120ZM140 216V217H141ZM39 217V216H38ZM56 217V216H55ZM73 217V216H72ZM132 217V216H131ZM131 217H129V218H131ZM138 220H140L141 218H139V217H137V216H135ZM2 218V217H1ZM32 218V217H31ZM34 218V217H33ZM35 218H36V216H35ZM44 218H46L45 216L43 217V219ZM49 218V217H48ZM81 218H83V216H81ZM80 218V219H81ZM133 218H134V216H133ZM144 218V217H143ZM40 219V218H39ZM77 219V218H76ZM84 219H85V217H84ZM122 219V220H121ZM125 219H127V221L125 220ZM132 219V218H131ZM33 220V219H32ZM44 220H47V219H44ZM34 221V220H33ZM32 221V222H33ZM38 221V220H37ZM48 221V220H47ZM83 221V220H82ZM88 221V220H87ZM123 221H124V223H123ZM50 222V221H49ZM79 222V221H78ZM144 222V221H143ZM34 223L36 224V219H35V221H34ZM39 223V222H38ZM133 223V222H132ZM81 224V223H80ZM79 224V225H80ZM83 224V223H82ZM86 224H88V223H86ZM86 224H85V226H86ZM38 225V224H37ZM48 224H46V225H44L45 227L47 226ZM132 225V224H131ZM136 225V224H135ZM103 226H105L106 227V229L104 230L102 227ZM118 226H117V228H118ZM140 226H141V224H140ZM35 227H37V226H35ZM35 227H34V231H36L35 230ZM75 227H77V225H75ZM79 227V226H78ZM84 227V226H83ZM107 227H108V229L109 230H107ZM126 227V226H125ZM138 228H139V225L137 226ZM47 228V227H46ZM110 228H113L114 230V232L112 233L111 232V230H110ZM116 228V229H117ZM127 228V227H126ZM137 228V229H138ZM45 229V228H44ZM44 229H42L43 231H44ZM77 229H79L78 231H77ZM120 229V231H121V228H119ZM132 229H134V225H133V227H132ZM21 230V229H20ZM123 230V229H122ZM135 230V229H134ZM107 231H109V232H111L110 234L111 235H109L108 233H107ZM119 231V232H120ZM138 232H140V230H137ZM211 231V233L212 234H214V235H217L219 232L217 231V230H210ZM30 232V231H29ZM28 232V234H30ZM40 232H42L41 231V229H40ZM74 232L77 234V233H79L80 232V228H76V230H74ZM137 232V233H138ZM12 233V232H11ZM17 233V232H16ZM33 233H35V232H33L32 231V234ZM121 233V232H120ZM128 233H129V230H128ZM27 234V235H28ZM108 234V235H107ZM131 234V233H130ZM132 234H133V232H132ZM21 235H24V234H21ZM31 235V234H30ZM191 235H192V233L191 234H184V235H182V237L181 238H185V239H190V237H191ZM18 236V235H17ZM33 236V235H32ZM24 237V236H23ZM22 237V238H23ZM27 237H29V236H27ZM34 237V236H33ZM83 237V236H82ZM134 237H135V234H134ZM21 238V239H22ZM102 238H105L106 239V241H105V243L104 244H101V242H100V239H102ZM27 239V238H26ZM32 239V238H31ZM30 239V240H31ZM104 239V240H105ZM16 240V239H15ZM99 240V241H98ZM22 241H24V240H22ZM21 241V242H22ZM36 241V240H35ZM21 242H18V244L17 245H19V243H21ZM27 242H28V239H27ZM32 242V241H31ZM123 242H125L126 244L125 245H123L122 243ZM12 243V242H11ZM222 243V242H221ZM16 245V246H17ZM132 245H135V243H133ZM224 246V245H228V243L227 242H224L223 241V243L220 245V246ZM6 246H7V244L6 245H4V247L6 248ZM3 248V247H2ZM2 248H0V249H2ZM11 248H13V247H11ZM16 248V247H15ZM21 248V247H20ZM132 247L130 246L129 247V249H131ZM105 249V250H104ZM111 249H112V251L113 252H111ZM3 250H5V249H3ZM11 250H13V249H11ZM10 249L8 250V252L7 253H3L4 254V256L6 257V259H9L8 261H11V259H10V257H11V251ZM107 250V251H106ZM228 250V249H227ZM11 251V252H10ZM15 252H17V250H15ZM14 252V253H15ZM27 252H29L28 250H27ZM26 252V253H27ZM129 253H132V252H129ZM129 253H127V254H129ZM81 254V255H80ZM21 255L23 256V253L21 252ZM122 255V254H121ZM130 255V254H129ZM17 256H19V255H17ZM27 256V255H26ZM212 256H214V255H212ZM30 257V256H29ZM28 257V258H29ZM117 257V256H116ZM13 258V257H12ZM16 258V257H15ZM19 258H20V256H19ZM27 258V259H28ZM118 258V257H117ZM217 258V257H216ZM30 259V258H29ZM62 259V258H61ZM116 259V258H115ZM5 260V259H4ZM117 260V259H116ZM122 260V259H121ZM209 260H210V257H209ZM217 260V259H216ZM6 261V260H5ZM60 261H62V260H60ZM66 261V260H65ZM119 261H120V258H119ZM119 261L117 260V263H119ZM213 261V260H212ZM110 262V261H109ZM111 262H115V260L113 261H111ZM9 263V262H8ZM12 263H14L13 261H12ZM120 263H121V261H120ZM10 264V263H9ZM63 264V263H62ZM68 264V263H67ZM109 264V263H108ZM111 264H113V263H111ZM124 264V263H123Z\"/></svg>","mask_w":264,"mask_h":264}]
</instances>
